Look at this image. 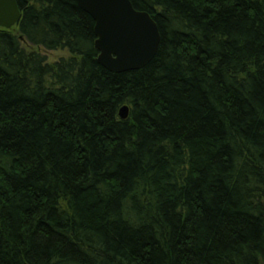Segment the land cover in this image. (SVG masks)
<instances>
[{"label":"trees","instance_id":"16d2710c","mask_svg":"<svg viewBox=\"0 0 264 264\" xmlns=\"http://www.w3.org/2000/svg\"><path fill=\"white\" fill-rule=\"evenodd\" d=\"M16 1L0 264H264V0H130L160 40L122 72L75 0Z\"/></svg>","mask_w":264,"mask_h":264},{"label":"water","instance_id":"95a60500","mask_svg":"<svg viewBox=\"0 0 264 264\" xmlns=\"http://www.w3.org/2000/svg\"><path fill=\"white\" fill-rule=\"evenodd\" d=\"M94 20L97 61L106 69L122 72L138 69L155 55L160 40L150 14L133 7L130 0H75ZM21 18L16 0H0V27L10 28ZM124 104L118 114L128 116Z\"/></svg>","mask_w":264,"mask_h":264},{"label":"rangeland","instance_id":"374dc122","mask_svg":"<svg viewBox=\"0 0 264 264\" xmlns=\"http://www.w3.org/2000/svg\"><path fill=\"white\" fill-rule=\"evenodd\" d=\"M25 45V44H24ZM44 54H46L47 59L49 61H52L54 59H57L60 56H66L67 55V51L66 50H47V51H43L41 50Z\"/></svg>","mask_w":264,"mask_h":264}]
</instances>
